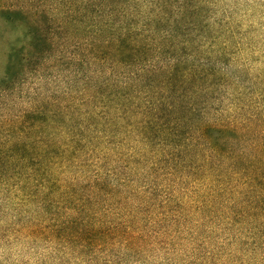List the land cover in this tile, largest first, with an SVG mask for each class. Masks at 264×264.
<instances>
[{
    "label": "trees",
    "instance_id": "trees-1",
    "mask_svg": "<svg viewBox=\"0 0 264 264\" xmlns=\"http://www.w3.org/2000/svg\"><path fill=\"white\" fill-rule=\"evenodd\" d=\"M231 11L0 0V100L63 71L0 120V264H264V69Z\"/></svg>",
    "mask_w": 264,
    "mask_h": 264
},
{
    "label": "rangeland",
    "instance_id": "rangeland-1",
    "mask_svg": "<svg viewBox=\"0 0 264 264\" xmlns=\"http://www.w3.org/2000/svg\"><path fill=\"white\" fill-rule=\"evenodd\" d=\"M222 5L232 10L234 20L237 19L241 23L244 33L248 32V27L251 28L249 35L252 38L251 49L254 50L252 52L254 56L251 55L255 61L254 65L264 69V0H222ZM19 33V30L17 32L14 28L5 26L0 20V79L6 72L9 47L14 45ZM61 72H63L61 67L51 68L50 63H45L34 73L24 70L20 77L22 81L16 87V91L13 94L7 93L3 101L0 100V120L32 110L35 99L45 101L56 92L61 97L63 89Z\"/></svg>",
    "mask_w": 264,
    "mask_h": 264
}]
</instances>
